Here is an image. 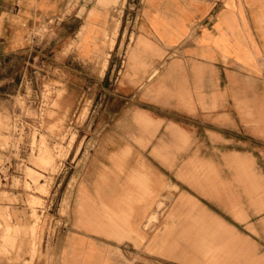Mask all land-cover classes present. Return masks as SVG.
I'll use <instances>...</instances> for the list:
<instances>
[{
    "label": "crops",
    "instance_id": "obj_1",
    "mask_svg": "<svg viewBox=\"0 0 264 264\" xmlns=\"http://www.w3.org/2000/svg\"><path fill=\"white\" fill-rule=\"evenodd\" d=\"M68 3L0 0V75L41 54L29 33L65 23ZM123 9L99 80L110 95L95 103L97 134L78 169L85 146H73L75 133L66 146L76 177L51 264H264L221 214L172 193L187 184L240 221L264 211V0H125ZM63 88L58 123L72 105Z\"/></svg>",
    "mask_w": 264,
    "mask_h": 264
},
{
    "label": "rangeland",
    "instance_id": "obj_2",
    "mask_svg": "<svg viewBox=\"0 0 264 264\" xmlns=\"http://www.w3.org/2000/svg\"><path fill=\"white\" fill-rule=\"evenodd\" d=\"M124 4L125 0H119L104 8L93 2L87 8L79 6V0H69L66 13L71 15L65 23L44 22L29 33L30 44L43 48L41 54L34 59L23 55L0 75L9 79L0 87V264H51L57 254L62 230L69 223L76 177L74 170L68 178L70 152L73 146H85L77 168L94 143L95 103L110 95L109 86L99 80L119 32ZM79 20L84 21L77 29ZM124 51L123 45L120 65L124 64ZM63 86L73 93L72 105L58 123L60 113L55 109L65 92ZM53 96L52 107L42 115V108L47 107L44 101ZM51 124H56L52 130ZM72 133L75 139L66 155ZM259 169L264 173V167ZM178 185L173 197L181 190L197 196L264 252V227L259 224L264 211L240 221L187 184ZM230 187L238 190L235 184ZM249 224H254L258 233L251 231Z\"/></svg>",
    "mask_w": 264,
    "mask_h": 264
},
{
    "label": "bare ground",
    "instance_id": "obj_3",
    "mask_svg": "<svg viewBox=\"0 0 264 264\" xmlns=\"http://www.w3.org/2000/svg\"><path fill=\"white\" fill-rule=\"evenodd\" d=\"M94 2L104 8H110L112 5H117L119 0H95Z\"/></svg>",
    "mask_w": 264,
    "mask_h": 264
}]
</instances>
